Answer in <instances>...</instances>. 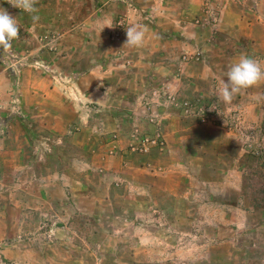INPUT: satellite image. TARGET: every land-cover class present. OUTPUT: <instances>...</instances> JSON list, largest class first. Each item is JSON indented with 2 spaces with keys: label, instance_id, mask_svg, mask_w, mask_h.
I'll list each match as a JSON object with an SVG mask.
<instances>
[{
  "label": "rangeland",
  "instance_id": "374dc122",
  "mask_svg": "<svg viewBox=\"0 0 264 264\" xmlns=\"http://www.w3.org/2000/svg\"><path fill=\"white\" fill-rule=\"evenodd\" d=\"M225 1L257 3L203 0L201 15L184 21L216 25ZM157 2L39 0L34 23L0 0L20 27L0 58V264H264V98L252 99L254 86L246 102L235 95L226 102L209 78L203 98L173 97L164 107L177 116L165 118L167 129L150 112L148 124L129 122L121 136L119 125L108 132L91 111L83 121L76 107L63 109L61 101L72 99L62 92L60 107L33 103L42 77L69 87L95 43L105 56L107 40ZM47 4H62V18L47 15ZM47 19L54 24L44 30ZM182 60L202 61L200 53ZM258 84L264 89V80ZM250 101L258 119L246 111ZM50 111L70 124L47 127L55 122Z\"/></svg>",
  "mask_w": 264,
  "mask_h": 264
},
{
  "label": "crops",
  "instance_id": "0c3cea01",
  "mask_svg": "<svg viewBox=\"0 0 264 264\" xmlns=\"http://www.w3.org/2000/svg\"><path fill=\"white\" fill-rule=\"evenodd\" d=\"M202 1L188 0L189 3H184L179 0H158L154 6H145L139 11L140 18L128 21L127 26L140 25L145 29L146 37L142 46L124 45L126 29L113 41L107 40L105 56L98 53L99 47L95 43V53L90 55L88 68L73 69L75 71L73 75L75 74L77 78L72 79L73 83L69 87L57 85L53 80L48 81L42 77L40 86H34L35 90L31 96L33 103L37 101L39 102L37 107L42 106L43 110H47L54 107L49 103L52 99L51 102L57 101L60 107L58 99L62 92L67 99L69 96L72 99L61 101L63 109L66 105L76 107L78 119L83 121L84 113L91 111L94 113L91 114L92 120L99 122L97 124L104 122L108 132L117 131L116 127L112 130L108 127L111 124L119 125L117 132L121 136L124 134L122 126L129 122L148 124L150 112L157 113L161 120H164L165 129V118L171 117L174 120L177 116L176 112L166 111L164 107L170 104L173 97L203 98L204 85L209 78L210 80L215 78L217 89L215 93L220 96L221 82L226 80L229 66L241 55L256 59L264 68V0H257L255 7L250 1L241 5L230 1L221 2L217 6L220 18L216 25L211 23L199 25V22L194 25L184 21L201 15ZM128 6V1L120 4L122 13L131 17L133 13ZM42 7L49 16L56 13V16L62 18L65 13L62 11L64 9L62 4H47ZM152 17L155 19L151 20ZM170 17L175 21L165 20ZM52 24L54 22L47 19L43 20L40 27L44 30L51 29ZM97 24L95 22V25ZM94 30L91 26L89 30L91 43L95 37ZM111 31L113 32L114 28ZM194 53H200L202 61L187 63L182 60L183 54ZM21 73L25 75L28 70ZM257 85L249 92L252 93L255 102L264 98V89ZM246 93L249 95L242 89L234 95L239 102H246ZM250 102L246 111L253 119H258L259 106L255 102ZM41 113L45 116L44 112ZM51 113L54 112H47L46 115L50 117ZM54 114L55 122L51 124L48 119L46 125L50 127L55 124L54 131L60 132V126L70 124L69 117L60 112ZM171 139L172 136L168 133V140Z\"/></svg>",
  "mask_w": 264,
  "mask_h": 264
},
{
  "label": "clouds",
  "instance_id": "9594fccd",
  "mask_svg": "<svg viewBox=\"0 0 264 264\" xmlns=\"http://www.w3.org/2000/svg\"><path fill=\"white\" fill-rule=\"evenodd\" d=\"M14 8L31 15L32 21H39L40 17L36 14V5L39 0H7ZM20 27L16 17L11 15L7 9L0 7V49L3 50L0 58L6 56L7 49L11 47L13 40L19 37ZM146 37L145 29L140 25H132L126 28V41L124 45L129 47H140ZM264 80V68L259 61L246 55H241L239 59L232 63L227 72L226 80L221 82L219 94L224 101H230L234 94L257 85Z\"/></svg>",
  "mask_w": 264,
  "mask_h": 264
},
{
  "label": "built area",
  "instance_id": "2783aa9c",
  "mask_svg": "<svg viewBox=\"0 0 264 264\" xmlns=\"http://www.w3.org/2000/svg\"><path fill=\"white\" fill-rule=\"evenodd\" d=\"M119 26L122 27V24L120 23ZM119 29H120V28H119ZM13 41H14V40H13ZM203 121H204V120H203ZM154 143H155V142H154Z\"/></svg>",
  "mask_w": 264,
  "mask_h": 264
}]
</instances>
